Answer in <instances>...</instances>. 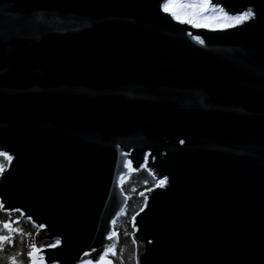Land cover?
<instances>
[{"label":"water","instance_id":"1","mask_svg":"<svg viewBox=\"0 0 264 264\" xmlns=\"http://www.w3.org/2000/svg\"><path fill=\"white\" fill-rule=\"evenodd\" d=\"M209 1L255 17L205 29L163 0H0V205L35 243L60 237L46 264L117 245L120 181L141 164L165 183L140 194L137 264H264V0Z\"/></svg>","mask_w":264,"mask_h":264},{"label":"trees","instance_id":"2","mask_svg":"<svg viewBox=\"0 0 264 264\" xmlns=\"http://www.w3.org/2000/svg\"><path fill=\"white\" fill-rule=\"evenodd\" d=\"M210 11V10H208ZM226 18L222 16L224 21ZM9 161L3 156H0V165L4 169L8 166ZM1 174V173H0ZM121 188L128 200L125 207L113 222L114 231L117 233L118 243L114 248V255H110L113 264H137L136 248L133 250L135 258L132 262L122 256L121 249L125 246H132L134 228L132 221L134 215L142 209L145 200L140 196L141 193L154 188L157 185V180L145 168L133 171L130 170L120 181ZM11 220L13 223L9 229H4L2 224L6 220ZM39 228L29 219L23 217L20 212H12L10 214L2 211L0 205V235L10 236L13 244L9 246L7 242H3V247L0 248V264H8V256H16L19 252L21 256L18 258L21 264H27V259L23 256L28 249V245L35 243L38 238ZM136 247V245H135ZM135 253V254H134Z\"/></svg>","mask_w":264,"mask_h":264},{"label":"snow or ice","instance_id":"3","mask_svg":"<svg viewBox=\"0 0 264 264\" xmlns=\"http://www.w3.org/2000/svg\"><path fill=\"white\" fill-rule=\"evenodd\" d=\"M216 7H219V4H216ZM160 10L164 13H167L171 16L173 20H176L180 23H185L191 25L193 28H215L217 26L221 28H227L229 26H235L240 23H243L249 19L255 17V12L252 8H247L242 12H239L228 19H225L223 24L218 25L219 17L209 16V0H163L162 3L159 4ZM221 11H223L221 9ZM227 14H225L226 16ZM193 39L197 40L199 43L203 44L204 40L200 38V36H194ZM0 156H3L6 160L11 161L12 157L6 151H0ZM131 166V161L125 160L124 167L129 168ZM145 165L141 164L140 167L143 168ZM5 171L3 165H0V173ZM120 176L123 177L124 173L121 172ZM165 180L162 178L157 181V185L163 187ZM19 212V209L6 208L5 212L10 214L11 212ZM13 221L6 220L3 222L2 227L4 229H9L10 225ZM112 223V222H110ZM40 228H44L43 224L39 225ZM117 235L114 231H108L106 235V239H111L113 236ZM3 242H7L9 246L13 244V240L10 236L0 235V248L3 247ZM135 243V241H133ZM61 245L60 237H56L51 243L43 244V243H32L28 245V249L23 256L27 259V264H46L45 261V253L43 252L44 248H57ZM96 251V250H92ZM114 248L111 245L104 246L102 250L97 252L96 257L90 258L87 261L80 259L78 264H113L112 259L109 258L110 255H114ZM84 256H89L90 252H86L83 254ZM21 253H17L16 256H8L7 261L8 264H21L19 261V257ZM48 260L51 264H58V261L52 259L49 255Z\"/></svg>","mask_w":264,"mask_h":264},{"label":"rangeland","instance_id":"4","mask_svg":"<svg viewBox=\"0 0 264 264\" xmlns=\"http://www.w3.org/2000/svg\"><path fill=\"white\" fill-rule=\"evenodd\" d=\"M208 10H210V11H208V15L209 16H216V17H219L220 18V20L218 21V25L219 24H223V22H224L222 20V16H224L226 19L230 18V16H225V14L220 10V8H218V7H212V6H210V4H209V9ZM215 28H221V27L217 26ZM211 29H213V28H211ZM135 248H136L135 247V244H133L132 246H128V247H125L124 246L121 249L122 256L124 258H126L127 260H130V262H132L133 259L135 258V255H133V250Z\"/></svg>","mask_w":264,"mask_h":264}]
</instances>
